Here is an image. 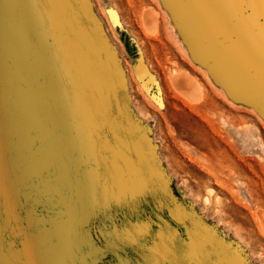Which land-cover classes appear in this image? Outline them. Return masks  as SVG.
<instances>
[{"label": "rangeland", "instance_id": "obj_1", "mask_svg": "<svg viewBox=\"0 0 264 264\" xmlns=\"http://www.w3.org/2000/svg\"><path fill=\"white\" fill-rule=\"evenodd\" d=\"M0 264H264V0H0Z\"/></svg>", "mask_w": 264, "mask_h": 264}, {"label": "bare ground", "instance_id": "obj_2", "mask_svg": "<svg viewBox=\"0 0 264 264\" xmlns=\"http://www.w3.org/2000/svg\"><path fill=\"white\" fill-rule=\"evenodd\" d=\"M143 24L147 29H151L153 21L149 18H146L144 15ZM136 72L140 78L144 79L145 77H147V80L150 81L151 74H149L148 70L143 65L138 66ZM171 82L175 88L187 93L190 96H194L198 93V88L196 86L195 81L182 72L176 71L172 73Z\"/></svg>", "mask_w": 264, "mask_h": 264}, {"label": "water", "instance_id": "obj_3", "mask_svg": "<svg viewBox=\"0 0 264 264\" xmlns=\"http://www.w3.org/2000/svg\"><path fill=\"white\" fill-rule=\"evenodd\" d=\"M140 79H142V78H140Z\"/></svg>", "mask_w": 264, "mask_h": 264}]
</instances>
